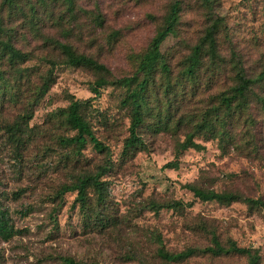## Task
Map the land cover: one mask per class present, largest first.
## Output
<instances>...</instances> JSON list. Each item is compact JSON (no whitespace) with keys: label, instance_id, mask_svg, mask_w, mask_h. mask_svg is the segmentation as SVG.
<instances>
[{"label":"rangeland","instance_id":"rangeland-1","mask_svg":"<svg viewBox=\"0 0 264 264\" xmlns=\"http://www.w3.org/2000/svg\"><path fill=\"white\" fill-rule=\"evenodd\" d=\"M16 1L21 9L11 11L0 0V37L28 54L18 64L21 75L0 60L20 93L12 100L0 89V203L18 230L8 240L0 239V264H59V256L87 264H162L157 236L175 252L211 245V229L222 244L231 238L257 249L258 264H264V208L242 199L264 201V109L253 97L244 111L227 119L229 137L195 134L198 147L183 150L175 167H163L175 160L177 144L193 131L202 112L235 83L234 61L251 77L264 68V0H181L175 32L161 45L175 91L165 95L161 86L166 77L154 72L138 128L143 147L127 153L122 147L130 113L120 102L125 88L107 83L97 94L91 88L98 78L110 81L134 72L170 0H72L71 6L56 0L47 10L30 0L35 15L26 0ZM216 16L223 20L216 34L220 67L207 62L190 79L182 70L185 58ZM55 41L101 67L66 64ZM49 70L53 83L47 93L32 117L11 133L8 126L25 113L31 91ZM71 98L88 100L81 110L109 153L95 151L90 143L80 153L58 144V136L73 133L60 113ZM103 163L110 164L101 177L103 207L93 205L91 190L88 211L80 210L75 192L56 193ZM189 187L231 191L241 199L202 201ZM171 199L186 204L149 207ZM169 264H246V256L195 254Z\"/></svg>","mask_w":264,"mask_h":264},{"label":"trees","instance_id":"trees-1","mask_svg":"<svg viewBox=\"0 0 264 264\" xmlns=\"http://www.w3.org/2000/svg\"><path fill=\"white\" fill-rule=\"evenodd\" d=\"M32 15L36 14V7L30 0H26ZM56 0H36L43 10H47L48 6ZM67 5H72V0H63ZM209 3V0H205ZM2 3L11 11L21 9L16 0H2ZM181 11V0H170L168 9L164 15L162 25L156 30L152 36L146 50L138 56L136 68L133 73L125 75L110 81L98 78L92 85L91 91L99 93V87L104 84H114L125 88L124 96L120 100L121 104L129 107L130 121L128 126V135L123 141L122 152L143 147V141L138 134V128L144 121V106L147 104V92L153 86V75L155 71L161 72L166 78L162 84V91L169 96L170 92H174V84L169 81V67L166 62L164 53L161 51L162 43L169 35L175 32L179 21ZM223 20L219 16L211 19V23L205 28L203 35L192 46L187 55L185 65L182 67L183 73L190 79H193L197 71L207 62L214 68H219L222 59L217 51L216 34ZM0 31H3V20L0 16ZM57 48L64 55V62L72 66H87L91 68H99L94 59L82 53H76L68 44L55 41ZM28 58L26 52L16 48L10 39L0 37V60H4L9 69L15 74L19 71L18 64L24 62ZM210 60V63L209 61ZM235 83L227 90L222 91L218 97V103L212 105L202 112L200 118L194 123L193 131L186 133L185 138L177 144L175 160H170L163 167H175L177 158L181 152L189 147L196 148L198 143L194 141L195 134L208 133L209 136L226 138L229 137V131L226 129V121L228 118L240 114L244 111L250 100H256L262 109H264V93L256 92L254 87L264 89V68L260 70L254 77L247 76L239 60L232 64ZM53 77L51 70L44 76L29 95L28 108L25 113L18 117V121L8 126L11 133L20 130L22 123L27 122L32 117L34 106L47 93ZM176 83H179L178 81ZM0 89L3 91V97L15 100L19 98V88L16 84H10L9 79L5 75L3 69L0 68ZM154 89V88H153ZM252 100V101H253ZM88 100L71 98L66 107L60 112L63 115L64 124L73 132L70 135L58 136L57 142L61 146H72L76 153H80L82 148L90 143L92 148L97 152L109 153V148L94 134L92 126L81 110L82 106ZM160 117V112L157 113ZM218 125V126H217ZM20 140V139H19ZM110 168L109 163H103L98 166L94 172L82 173L75 178L70 184H62L56 193L62 196L66 192H75V201L79 203L80 210L88 211L90 205L89 190L93 192L94 204L97 208H101L105 204L104 181L101 180L102 175ZM194 197L202 200H216L222 203H230L241 199V196L231 191H216L214 189H205L201 187H189ZM250 206H259L264 208V201L245 197L242 198ZM186 203L179 199H171L164 203L150 202L149 207L153 210L165 208L183 207ZM92 205V204H91ZM17 229L11 223L8 209L0 203V239L8 240L17 233ZM211 245L205 247H187L180 251H168L162 245L161 239L157 236L159 246L156 254L163 260L162 264L172 262H180L195 254H212L219 255L222 253H236L246 256V264H258L260 255L257 249L251 247L239 246L237 243L228 238L225 244H222L214 229L208 230ZM59 264H87L85 262L75 260L70 256H59Z\"/></svg>","mask_w":264,"mask_h":264}]
</instances>
